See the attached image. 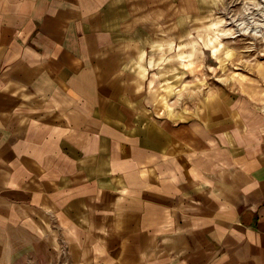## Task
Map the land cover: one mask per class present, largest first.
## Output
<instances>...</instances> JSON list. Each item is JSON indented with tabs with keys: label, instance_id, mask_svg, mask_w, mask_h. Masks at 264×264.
Masks as SVG:
<instances>
[{
	"label": "crops",
	"instance_id": "crops-1",
	"mask_svg": "<svg viewBox=\"0 0 264 264\" xmlns=\"http://www.w3.org/2000/svg\"><path fill=\"white\" fill-rule=\"evenodd\" d=\"M203 1L0 0V264H264V105L155 95Z\"/></svg>",
	"mask_w": 264,
	"mask_h": 264
},
{
	"label": "rangeland",
	"instance_id": "rangeland-1",
	"mask_svg": "<svg viewBox=\"0 0 264 264\" xmlns=\"http://www.w3.org/2000/svg\"><path fill=\"white\" fill-rule=\"evenodd\" d=\"M174 16L187 24L186 53L198 58L186 61L181 77H156L155 95L167 100L171 115L203 114L205 102L234 96L241 105L263 106L264 0H204L202 12Z\"/></svg>",
	"mask_w": 264,
	"mask_h": 264
}]
</instances>
